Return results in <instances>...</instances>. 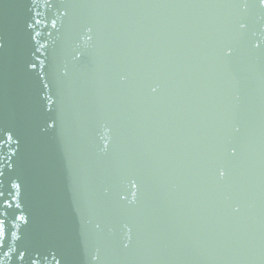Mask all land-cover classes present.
<instances>
[{
	"label": "water",
	"instance_id": "water-1",
	"mask_svg": "<svg viewBox=\"0 0 264 264\" xmlns=\"http://www.w3.org/2000/svg\"><path fill=\"white\" fill-rule=\"evenodd\" d=\"M0 264H264V3L0 0Z\"/></svg>",
	"mask_w": 264,
	"mask_h": 264
},
{
	"label": "snow or ice",
	"instance_id": "snow-or-ice-1",
	"mask_svg": "<svg viewBox=\"0 0 264 264\" xmlns=\"http://www.w3.org/2000/svg\"><path fill=\"white\" fill-rule=\"evenodd\" d=\"M262 3H264V0H261Z\"/></svg>",
	"mask_w": 264,
	"mask_h": 264
}]
</instances>
